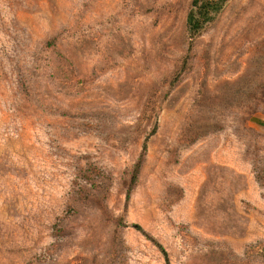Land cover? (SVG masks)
Listing matches in <instances>:
<instances>
[{
    "label": "rangeland",
    "instance_id": "374dc122",
    "mask_svg": "<svg viewBox=\"0 0 264 264\" xmlns=\"http://www.w3.org/2000/svg\"><path fill=\"white\" fill-rule=\"evenodd\" d=\"M191 1L0 0V264H264V0Z\"/></svg>",
    "mask_w": 264,
    "mask_h": 264
},
{
    "label": "trees",
    "instance_id": "16d2710c",
    "mask_svg": "<svg viewBox=\"0 0 264 264\" xmlns=\"http://www.w3.org/2000/svg\"><path fill=\"white\" fill-rule=\"evenodd\" d=\"M227 0H192L191 7L186 16V25L188 31L191 34H196L203 29V27L210 21H212L219 11L222 9ZM145 147V145H143ZM137 171V165L135 168ZM132 226L142 232L147 238L154 241L164 255L165 263L170 264L168 256L164 248L155 242L148 234L143 230L139 224H132Z\"/></svg>",
    "mask_w": 264,
    "mask_h": 264
}]
</instances>
